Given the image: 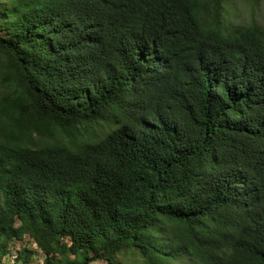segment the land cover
Listing matches in <instances>:
<instances>
[{
    "label": "trees",
    "instance_id": "obj_1",
    "mask_svg": "<svg viewBox=\"0 0 264 264\" xmlns=\"http://www.w3.org/2000/svg\"><path fill=\"white\" fill-rule=\"evenodd\" d=\"M225 1L0 0V264H264V27Z\"/></svg>",
    "mask_w": 264,
    "mask_h": 264
},
{
    "label": "rangeland",
    "instance_id": "obj_2",
    "mask_svg": "<svg viewBox=\"0 0 264 264\" xmlns=\"http://www.w3.org/2000/svg\"><path fill=\"white\" fill-rule=\"evenodd\" d=\"M221 23L226 26L233 24H255L264 27V0H227L225 1L222 13ZM27 246L34 250V264H41L42 255L29 240L26 241ZM23 243H16L18 248ZM13 255L11 256V258ZM118 258L126 264H144L139 256L130 254H119ZM91 264H105L102 261H93Z\"/></svg>",
    "mask_w": 264,
    "mask_h": 264
}]
</instances>
